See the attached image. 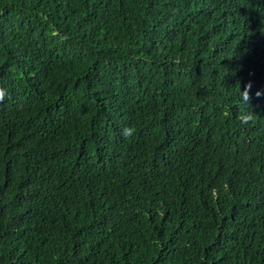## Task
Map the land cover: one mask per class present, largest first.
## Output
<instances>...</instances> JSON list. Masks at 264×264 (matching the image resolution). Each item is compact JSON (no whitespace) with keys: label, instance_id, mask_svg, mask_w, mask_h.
<instances>
[{"label":"trees","instance_id":"obj_1","mask_svg":"<svg viewBox=\"0 0 264 264\" xmlns=\"http://www.w3.org/2000/svg\"><path fill=\"white\" fill-rule=\"evenodd\" d=\"M0 79V264H264V0H0ZM123 79L122 95L79 86ZM237 92L256 100L243 130L222 115ZM129 103L146 121L123 144L121 195L103 121ZM27 142L56 194L30 183ZM202 163L217 170L196 195L219 214L168 223L161 191L190 189Z\"/></svg>","mask_w":264,"mask_h":264},{"label":"clouds","instance_id":"obj_2","mask_svg":"<svg viewBox=\"0 0 264 264\" xmlns=\"http://www.w3.org/2000/svg\"><path fill=\"white\" fill-rule=\"evenodd\" d=\"M8 62H17L22 67L23 72L32 70L36 62L32 63L27 60H21L19 57L13 58L9 60ZM32 75V74H31ZM75 80L76 77H75ZM129 82L128 79L123 80H110L107 82L98 81V84H80L79 86L83 88L88 93H94V92H100V91H107L110 92L112 95L125 93V90L127 89V83ZM149 87V91L151 93V96L155 99H158V91L155 84H147ZM3 96L6 97V89L3 85V80L0 79V105L1 101L3 99ZM233 93L229 92L225 97H232ZM235 96H240L241 98L238 100H235V104L238 107V110H235L234 108L232 110L228 109L226 113H222L224 117H228L233 122L240 125L241 129L243 130L244 127L247 125H250L253 123V118H255V107H256V100H252L249 98L246 92H237L235 93ZM130 105V114L129 116L122 121L121 123L117 124L115 122H108L103 121L104 125H106L110 130L111 133L109 135L108 141L113 145L116 151V169H115V187L117 188L118 192L122 195V187L119 180V167H121V164L123 160L125 159V155L123 152L124 149V142L125 140L132 137V134L134 133L135 129L142 127L144 122L146 121V117L135 105ZM233 107V103L231 104ZM3 111L0 108V113ZM196 128V125H195ZM241 132L239 133V137L241 141L245 144V134ZM38 133V134H37ZM43 134V131L40 129V126L35 127L31 134H28L30 136H36L41 137ZM223 135L226 137V133H223ZM16 157L20 158L24 165L30 167L33 171V176L31 177L30 183H33L37 187H39L40 191L44 195H51L56 194V185H58L61 181H51L44 176L40 175L35 171V168L44 162V158L42 157H34V148L32 144L30 143H23V145L19 148H17ZM166 160L170 163H173L174 165L178 166L179 169H183L180 165H182L178 160L175 158L171 159L168 156H166ZM180 164V165H179ZM217 167L210 163H202L196 166L192 171H189L187 174L188 176L192 177L193 183L192 186L187 188V186L183 184H175L169 187L166 190L161 191L164 201L162 204V212L168 221L171 224V218L173 217L174 213L178 211L179 209L184 208H191L195 212L201 214L206 218L207 214L209 216L219 214L221 209V204H215V201H209L204 198L198 197L196 195L197 191L205 187L209 182H211L215 177V171ZM193 191V194L190 191ZM212 194L214 195V191H212ZM246 198V197H245ZM244 199V198H243Z\"/></svg>","mask_w":264,"mask_h":264}]
</instances>
